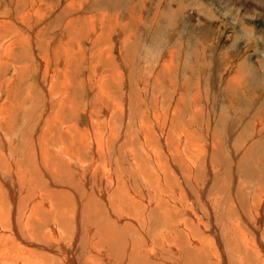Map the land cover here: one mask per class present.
I'll return each mask as SVG.
<instances>
[{
	"label": "bare ground",
	"instance_id": "bare-ground-1",
	"mask_svg": "<svg viewBox=\"0 0 264 264\" xmlns=\"http://www.w3.org/2000/svg\"><path fill=\"white\" fill-rule=\"evenodd\" d=\"M104 1L69 0L66 6L63 8L59 7V9L62 8L60 15H56V19L50 20L51 22L53 21L50 24L52 31L57 30V32L49 38V41L45 42L41 39L42 35L46 36L49 33L44 26L45 29L40 33L35 27L28 31L30 33L28 35L31 37L30 41L33 43L31 48L34 52L32 54L34 55L33 59H35L36 67L33 80L35 83L34 86L30 83L31 85L26 89L25 103L32 102L34 96L37 95V93L36 95L34 93L33 96L35 87L40 89L39 94L42 92L43 97H46L44 98L45 111H42L45 114L43 113L36 119V110H34L32 113H28L29 116L26 117L27 122L25 121V124L34 125H31V128L37 143H35V148L33 147L32 149L30 146H28V149L25 148L28 142L27 139H29L24 134L28 132L24 128L26 125L24 124V126H21L22 128L15 129L14 122L11 121L13 117L10 118L8 115L10 108L8 106L11 104L10 102L8 104L5 100L7 98L10 99L11 91L9 85L12 82H8L5 85L1 77L3 70L7 69L6 66L10 63L13 54H15L13 47L16 44H20L22 45L20 48L26 51V43L22 42V39H20L21 41L16 40L17 42H13L14 38L17 37L18 31L9 20H15V23L28 30L30 29L29 27L27 28L28 18L23 14L18 16L20 20L16 18L14 13L10 15L0 14V21H3V23H1L2 21L0 22V31L4 32H0V42L2 43V34L4 36L6 34V39H13V41H7L0 46V148L2 147L0 151V264H54L56 259L57 264H150V262L154 264H264V230L261 229L263 233H259L257 230V225L263 223V216L260 218V213L262 208L264 209V194L262 193L264 192V186L259 187L258 185L261 184L258 183L259 181L264 182V171L260 172L262 168L258 164L255 165L254 162L248 161L249 158L258 156L259 163L264 162V146L259 147V144L264 143V135L260 133V131L262 132L261 127L263 128L261 115L259 116L260 121H255L254 123L253 134L247 133L251 129V121L243 118H249V115H253V113L250 114L251 111L248 108L246 113L244 111L245 114L239 115L235 110L237 108L234 110L230 108V102L224 106L228 107L225 109L230 114L228 118H234L237 121H239V118H243V120L236 125L234 121H231L226 128V134L224 129L228 120L221 126H219L220 122L218 125L213 123L215 128L208 129L206 130L207 132L193 129L197 126L192 127V129L189 127H175L173 124L179 119L178 113L181 115L183 109H185V116L187 118L188 116L190 117L189 119L192 122L189 124L192 125L196 121L202 120L204 116L205 118L213 117L211 120L215 121L216 112L215 114L213 112L211 117L208 115L209 113L203 114L204 112L200 110L201 108L196 107L199 105L194 101L196 105L192 106L193 104H191L192 107L189 109L182 106L181 108L183 109L181 111L179 106L171 107L166 105V102L171 98H175H170V91L177 85L175 83H178L179 78L182 76L181 81H186L187 78L184 77L185 71L181 72L182 66L185 64L183 67H186L187 62L185 60L187 57H185V43L176 42L177 40L172 39L175 41L173 42L171 40L173 36L170 35L171 43L165 48L166 50H163L160 46V49L157 47L158 60L156 59L155 62L148 58L149 62L148 60L141 62L140 57H135L132 60L134 56L132 40L135 39V34L140 29L138 26L136 27L137 24L135 22H142L145 28L146 26L148 28L155 27L154 20L147 18L148 14L151 15L155 10V14L152 16L155 17L156 22L159 25L164 23L166 21L165 12L171 10V0H153L152 3L149 0L140 2L129 1L123 5L115 0L116 11L114 14L113 12H108L105 8L100 11ZM218 1L227 11L232 8V3L236 2L234 0ZM19 2L20 0H17L16 4ZM180 2L182 3L183 1ZM255 2L264 5V0H255ZM43 4L41 3V5ZM26 5L29 6L28 8L33 13L38 12L39 16L43 15V13H40L41 9L38 2V7L31 0H26L24 4L22 2V6L26 8ZM51 6L53 7L54 5ZM196 9L200 11L199 18H213V16L210 17L208 11L200 10V8ZM13 10L15 12V8ZM124 12L132 13L129 23L123 21L124 18L121 14ZM133 13L136 16H133ZM227 13L230 14L231 12L228 11ZM238 13L239 15L241 14V12ZM233 15L236 17L235 14ZM244 15L249 18L255 17L252 10H248ZM238 17L240 18V16ZM261 17L263 18L264 14H260L259 18ZM2 18H6V21ZM44 18L45 16H43L42 21ZM241 19L243 25L244 18ZM175 23L178 24V22ZM43 27L39 28L42 29ZM58 30L62 31L59 32ZM160 30H163V28H160ZM246 30L245 25L241 26L242 34L246 35L250 40V38L254 37V31L249 29L247 32ZM141 35L146 36V33L141 32ZM74 37L78 40L77 52L73 51V47L70 45L75 43L72 42ZM114 37L120 38V47H117V44L112 47L113 43L111 44V41H113ZM22 38L26 39L23 36ZM64 38L65 41L63 40ZM83 40L90 48L95 47L97 52H94L96 50L91 48L92 53L91 50H88L89 47L88 49H83L81 47ZM108 41H110L109 45ZM232 41V46L235 42L238 43V39H232ZM250 41L252 42V40ZM258 41L264 42V39L258 38ZM144 42H148L146 38ZM172 42L177 45H173ZM44 43L45 46L43 45ZM102 45H108V47H102L101 49ZM261 50L264 53V48H261ZM257 51H260V49ZM116 52L118 56L114 55ZM86 53L87 56H85ZM98 54L105 69L95 67L98 65V60H100H97ZM75 55L77 58H75ZM228 56L229 53H226L225 57L227 58ZM230 61L232 60L228 57L227 64ZM95 62L96 65L92 66V68L98 69L100 75L97 81H92L90 74L88 76V70L91 68H86L84 65L85 63L92 65ZM218 62L220 61H217V64ZM27 66L13 67L22 74L19 76L24 77L29 69ZM258 66H262L261 61L258 62ZM215 70L219 72L220 69L217 71L216 68ZM80 71H82L81 76L84 82H80L78 85L76 82L73 86L72 79ZM141 71L143 72L141 75H148L149 84H143V80L140 78ZM239 73L245 76L244 65L238 66L237 74L239 76L236 81H234L235 79L232 80V77H230L231 81H226L225 88L229 91L226 92L227 95L229 93L233 94L232 96L229 95V97H237L240 93H244L242 86L240 88V84L243 79H247V76L242 77ZM95 74L96 76L98 75L96 72ZM12 75H14L13 71ZM221 81L223 82V80ZM249 82L252 83L254 88L259 85L256 76L250 77ZM130 83L133 85H131L130 90L132 92L130 91V96L128 97L125 93L120 96L119 93L122 92L120 90L125 89ZM200 84L203 87V83ZM247 85L249 86V83ZM77 86H80V91L85 90L83 108L77 105L78 101L75 98ZM144 86L150 91L148 89V91H145ZM251 88L253 87L251 86ZM92 89H95L96 92L92 93ZM144 92L150 93L149 96H152L150 103H153L149 104L148 102L149 105L145 109L149 111L147 117L141 115L140 118L135 120L134 118L139 116V113L136 112L140 110L138 107L141 108L143 105L142 93L144 94ZM15 93H17V90H15ZM194 95H192L193 97L190 95V97L198 99L196 96H200V94L196 95L195 92ZM179 96V103L185 104L187 102L186 94ZM37 97L38 95L33 100L35 102L33 105H36L34 106L36 107L35 109L41 108ZM144 97L146 98V96ZM3 98L5 99L4 101H2ZM256 100H258V97L253 100V103ZM171 102L172 100L169 104ZM243 103L244 100L242 99L240 104ZM253 103L252 105L257 112H264L263 107H260V105L256 107ZM32 109L34 108L32 107ZM142 111L143 108H141V113ZM236 129L239 131L238 134L235 131ZM213 130H217V133H222L221 136L219 134L212 136L211 132ZM202 135L207 136V143L205 140H203V144L201 143ZM216 136L217 138L215 139ZM10 137L12 139H9ZM210 137L212 139L214 137V139L209 145ZM258 138L261 142H254L258 144L250 147L241 148L236 145L238 141L250 142ZM14 141L17 143L15 149L19 148L20 150L16 155H14L15 151L11 153L9 150V145L13 144ZM233 142H236V144ZM11 146V149L14 148L13 145ZM23 148L27 150L28 155L38 156H34L40 160L38 161L39 163L35 162V164H39L43 172V178L46 179V184L51 187V185L58 186V183H62L76 193L75 202L78 206L76 207L74 203L76 210L75 214L72 215L65 209L66 206L61 208V204L64 205V203L59 201L61 196L67 197L69 195L65 196V193L54 188L52 191H50L51 189L47 191L45 190L46 185L42 186L43 189L40 191L43 192L44 190L43 196L46 194L49 200H46L48 202L45 204H50L48 206V208L50 207V213L47 215L54 220L46 231H44V228L49 222L48 217L39 216L41 201L45 202L42 194L37 193V199L34 200L36 203H31L35 207L31 209L28 207L30 210L27 211L26 207L20 203L22 201H17L18 196L20 194L23 195L26 190H19L22 188L18 187V182L22 183L23 179L16 180L18 177L16 179L12 178V173L17 170L18 172L26 171L23 170L24 162H16L18 158L15 157L19 155L21 159L23 158L22 161L29 160L24 159L26 155H23L24 151H21ZM241 149L245 150L242 157H240ZM86 157H92L93 165L88 163L91 167L86 163ZM100 158H103L104 166H107L105 167L107 169H104L105 171H102L101 168V170L95 168L97 162H102ZM30 160L33 161V159ZM11 164L14 166L12 167ZM100 164L103 165V163ZM230 164H234V167L238 170L237 173L235 172L236 174L231 178L227 176L228 173L220 175V169L228 168ZM28 165V168H30V164ZM35 166L34 170L31 169V171L29 169L31 171L29 175L33 177L34 175L31 173L37 172L39 168ZM218 168L219 171H217ZM226 168L225 170H227ZM13 174L15 175L16 173ZM25 174L24 176L27 177L28 174ZM31 176L28 179H31V182H37ZM71 176L73 177L70 178ZM39 177L42 181L41 176ZM82 185L88 186V193H83ZM73 186L83 193L82 196L74 190ZM35 187L38 186L35 185ZM6 188L8 191L4 190ZM207 188L210 191L208 193H206ZM31 189L32 186L30 190L27 188L28 192ZM213 192L214 195L211 197L210 194ZM86 195H89L88 198L93 199L95 203L96 201L100 203L101 206L99 207L101 208H97V211H100L98 209L102 211L103 208L104 214L109 211L114 214L116 218L113 223L112 233L103 235L102 232L97 233L98 230L90 229L89 233L87 229H83L87 230L89 234L86 237H81V231L83 230L79 227L81 223V226H85V224L83 225L79 215L81 212L82 216L84 213L82 210L87 207L84 209L80 205V199H84ZM38 198H42L41 201H38ZM100 201H103V203L106 201L107 203L103 205ZM104 207L107 208L105 209ZM228 210L233 212L237 210L239 212V215L236 214L239 218L236 220L237 225H232L233 222H229V228L225 222L227 220L223 218L227 215L226 211ZM227 216L231 217L230 214ZM45 217H47L46 220ZM70 219L75 220L76 223L72 224H75L76 231L75 228H73L74 231L69 230L68 222H70ZM92 224L91 227L93 226ZM121 224L124 226L121 227ZM87 225L89 226L88 223ZM88 226L87 228L89 229ZM261 226L259 227L263 228V224ZM109 227L111 226L109 225ZM119 230L120 233H118ZM235 230L239 232L234 233L236 232ZM108 231L111 230L108 229ZM233 235L236 237H233ZM67 240H71L72 244H69L70 241L67 242ZM33 246L36 249L32 248ZM38 250L42 252L48 251V254L36 252ZM76 252L77 254L79 253L78 256L74 255Z\"/></svg>",
	"mask_w": 264,
	"mask_h": 264
},
{
	"label": "rangeland",
	"instance_id": "rangeland-1",
	"mask_svg": "<svg viewBox=\"0 0 264 264\" xmlns=\"http://www.w3.org/2000/svg\"><path fill=\"white\" fill-rule=\"evenodd\" d=\"M10 1H12V3H10ZM49 1H52V2H54V3H52V2H50L49 3ZM65 1V2H64ZM117 2H119V4H126V3H128L129 1H136V2H140V1H142V0H116ZM151 3L153 2V0H149ZM180 1H183L182 3L180 2ZM216 3H215V2ZM234 1H236V2H233L232 4V8L230 9V10H228L229 12H231L230 14L229 13H227L228 11H227V9H225V8H223V5H221V3L218 1V0H171V5H170V8H171V10L170 11H166L165 12V18H166V21L164 22V23H160V25H159V23H157L156 22V20H155V17H153L154 16V14H155V10L152 12V14L150 15V14H148V17L147 18H149V19H153L154 20V22H155V27H151V28H148V26H146V28L144 27V24L142 23V22H135L137 25H136V27L138 26L140 29L138 30V32L135 34V39H133L132 41V43H133V54H134V56L132 57V60H134L135 59V57L137 58H141L140 59V61L141 62H146L148 59H152V61L153 62H155V60L157 59L158 60V48H159V46H160V48H163V50H166L165 48H167V46H168V44H170L171 42H170V35H172L173 37L171 38V40L173 39V40H177L176 42H183V43H185L186 45H185V47L186 48H184V49H186L185 50V60H187V62H186V67H183L182 66V70H181V72H183V71H185L184 73H185V75H184V77H187L186 78V81L185 80H183V81H181V79H182V77H180L179 78V82L177 83H175V84H177V85H175L176 87H174V88H172L173 90L172 91H170V98L171 97H175L176 98V100H175V98H171L168 102H166L167 104L166 105H168V106H171V107H175V106H179L180 107V111L183 109V108H181L182 106L184 107V108H186V109H189L190 107H192V106H194V105H196V104H194V102H197V105H199V106H196V107H198L201 111H203L202 113L203 114H207V113H209L208 115L211 117V116H213V112H214V114H215V112H216V115L214 116L215 117V121H212L211 119H213V117L212 118H205V116H204V118H202V120H199V121H196L195 122V124H189V123H191L192 121H190V117L188 116V118L185 116V109H183L181 112H182V114L180 115L179 113H178V118L179 119H177V121L176 122H174V126L175 127H189L190 129H192V127H195V126H197L196 128H193V129H197V130H199L200 129V131L201 130H204L205 132H207L206 130H208V129H214L215 127H213V125L215 124V125H218L219 124V122H220V124H219V126H221V125H224V123L226 122V120H228L226 123H225V134H226V128H227V126L229 125V123L231 122V121H234L235 122V125L239 122V121H241V120H243V118H244V120H247V121H251L250 122V124H251V126H250V130L249 131H247V133H251V134H253V132H254V130L252 129L253 128V126H254V123H255V121H260V115H261V124L263 125V128H264V112L263 113H260L259 111L257 112V110H255L254 109V107H253V105H252V103H253V100L254 99H256V97H258V100H256V101H254L255 103H253L254 105H256V107H259V105H260V107H263L264 108V53L262 52V50H261V48H264V42L263 41H258V38H261V39H264V17L262 18H259V15L260 14H264V5H262L261 3L259 4V3H256L255 2V0H234ZM247 1V2H246ZM15 2V3H14ZM16 2H17V0H15V1H13V0H0V14H8V15H10V14H15V16H16V18L17 19H19L20 20V17H18V16H21L22 14L23 15H25L27 18H28V24H27V28L29 27L30 29H24V27L23 26H21L20 24H18V23H15V20H9L10 22H12L14 25H15V28L17 29V31H18V34H17V37H15L14 38V41H13V39L11 40L10 38H8V39H6V34H5V36H4V34H2V43H6L7 41H13L14 43H15V41L16 40H19V41H21L20 39H22V42H24V43H26V45H25V50L26 51H24V49H22V48H20V46H22V45H18V44H16L14 47H13V50H14V53L15 54H13V57L10 59V63H11V65H10V63L6 66V68L7 69H4L3 70V72H5V73H3L2 72V75H1V77H2V79H3V81L5 82V85H6V83L8 84V82L9 83H11L12 82V84H10L9 86V89H10V91H11V95H10V99H8L7 98V100H5L4 98L2 99V101H6L8 104H9V102H10V106H8V107H10L9 108V112H8V115L10 116V118L11 117H13L12 118V122H14V127H15V129H17V128H19V127H21V126H24V124H25V121L27 122V116H29V114L28 113H32V112H34V110H36L35 111V115H36V119L38 118V117H40L44 112H42V111H45L44 110V98H46V97H43L44 95H42V92L39 94V88H36L35 87V91L33 90V96H34V93H35V95H36V93H37V95H38V99H39V101H40V103H38L40 106H41V108L39 107L38 109H35L36 107H34V106H36V105H33V104H35V102L33 101V100H35V98H36V96H34V99L32 100V102H27V103H25V97L27 96V93H26V89H28V87L32 84L33 86H34V76H35V74H34V70H35V65H36V62H35V59H33L34 58V55L32 54V52H33V50H32V44L33 43H31V37L29 36L30 35V33L28 32V31H30V30H32L33 28L32 27H35V28H37L38 29V33H40L43 29H47L48 31H49V33L48 34H46V36H41V39H43L45 42L46 41H49V38H51L54 34H55V32H57V30L56 31H52V27L50 26V24L51 23H53V21L51 22L50 20L51 19H56V15H60V13H61V11H62V8L64 7V6H66V4H68L69 3V0H44V1H40L43 5H41V3L38 1V0H31V2H35L36 3V7H38L37 6V2H38V4L40 5V9H41V11H40V13H43V15H40L41 16V18H39L40 16L36 13V12H34L33 13V11L32 10H30V8H28L29 6L28 5H26V8L24 7V6H22V2H23V4L26 2V0H20V2L19 3H17L16 4ZM28 2V1H27ZM59 2V3H58ZM61 2H62V4H61ZM180 2V3H179ZM203 2V3H202ZM260 2H262V1H260ZM237 3V4H236ZM246 3H248V4H246ZM9 4H10V6H9ZM17 5V7H16V5ZM63 5V6H60V5ZM115 0H105L104 1V4L102 5V7H101V9H100V11H102V9L103 8H105L106 10H108V12H110V13H112L113 12V14H114V12L116 11V6H115ZM263 4H264V2H263ZM51 5H54L53 7L51 6ZM207 5V6H206ZM214 7H213V6ZM48 6H50V7H48ZM239 6V7H238ZM249 6V7H248ZM59 7H62V8H60L59 9ZM177 7H179V8H177ZM15 8V12H14V9ZM18 8V9H17ZM25 8V9H24ZM196 8H200V10H206V11H208V13H210V17L211 16H213V18L211 17L210 19H207V18H205V17H202V18H199L198 17V15L200 14V11H197V9ZM25 10V12H23L24 10ZM48 9V10H47ZM176 9V10H175ZM193 9H195V10H193ZM216 9V10H215ZM22 10V11H21ZM55 10V11H54ZM173 10V11H172ZM237 10V11H236ZM248 10H252L253 11V16H255V17H248V16H246V15H244V13L245 12H247ZM32 11V12H31ZM176 11V12H175ZM188 11V12H187ZM212 11H214V12H212ZM235 12V13H234ZM238 12H241V14L239 15V13ZM97 13H99V12H97ZM129 13V14H128ZM20 14V15H19ZM170 14V15H169ZM196 14V15H195ZM233 14H235L236 15V17H234V15ZM121 15H123V18H124V20L123 21H127L128 23H129V21L131 20V18H132V13L131 12H124L123 14H121ZM130 15V16H129ZM153 15V16H152ZM178 15V16H177ZM240 16V18L238 17V16ZM1 16V15H0ZM43 16H45V18L43 19V21H42V18H43ZM89 16V15H88ZM133 16H136V14L135 13H133ZM197 16V17H196ZM38 17V18H37ZM91 17V16H90ZM169 17H171V18H169ZM175 17V18H174ZM33 18V19H32ZM197 18V19H196ZM241 18H244V20H243V25H245V28L247 29L246 31L248 32L249 31V29H252L254 32H253V35H254V37L253 38H250V40H252V42L249 40V38L248 37H246V35H244V34H242V32H241V26H243L242 25V19ZM2 19H5V21H6V18H2ZM31 19V20H30ZM18 20V21H19ZM30 20V21H29ZM37 20V21H36ZM38 20H40V21H38ZM172 20V21H171ZM178 20V21H177ZM241 20V21H240ZM2 21V20H1ZM0 21V22H1ZM35 21V23H33ZM42 21V22H41ZM152 21V20H151ZM174 21V22H173ZM37 22H39V23H37ZM41 22V23H40ZM50 22V23H49ZM120 22H122V21H120ZM166 22H168V23H166ZM171 22H173V23H175V22H178V24H173V23H171ZM1 23H3V21L1 22ZM32 23V24H31ZM49 23V24H48ZM61 23V22H60ZM166 23V24H165ZM162 24V25H161ZM168 24V25H167ZM172 24V25H171ZM37 25V26H36ZM41 25V26H40ZM164 25V26H163ZM176 26V27H174V26ZM45 28H44V27ZM61 26H62V23H61ZM134 26V25H133ZM142 26V27H141ZM154 26V25H153ZM173 26V27H172ZM19 27V28H18ZM41 27H43L42 29H40ZM32 28V29H31ZM160 28L162 29L163 28V30H160ZM165 28V29H164ZM170 30H169V29ZM22 30H23V32H22ZM65 30V29H64ZM20 31V32H19ZM27 31V32H26ZM59 32L60 31H62V30H58ZM145 31V32H144ZM1 33H4L3 31H0ZM52 32V33H51ZM141 32H143V33H146V36H142L141 35ZM21 36H20V35ZM29 34V35H28ZM116 34V33H115ZM1 35V34H0ZM150 35V36H149ZM152 35V36H151ZM4 36V37H3ZM22 36L23 37H26V39L25 38H22ZM29 36V37H28ZM139 36V37H138ZM175 36V37H174ZM8 37V36H7ZM6 40H5V39ZM17 38V39H16ZM116 38V39H115ZM146 38V40L148 41V42H144V39ZM163 38V39H162ZM178 38V39H177ZM3 39H4V41H3ZM231 39V40H230ZM232 39H238V43H234V45L232 46ZM27 42H26V41ZM33 40V39H32ZM64 41H65V38L63 39ZM172 40V41H173ZM85 40H83L82 41V43H81V47L83 48V49H88V44L87 43H85L84 42ZM17 42V41H16ZM72 42H75V43H72V44H70V45H72V47H73V51H75V52H77L78 51V44H77V42H78V40H77V38L76 37H74L73 38V40H72ZM87 42V41H86ZM143 42V43H142ZM173 42H175V41H173ZM172 42V43H173ZM263 42V43H262ZM1 43V42H0ZM2 43L0 44V46L2 45ZM31 45H30V44ZM113 43V46L112 47H114L116 44V46L117 47H120L121 46V44H120V38H118V37H114L113 38V41H111V44ZM182 43V44H183ZM255 43V44H254ZM29 44V45H28ZM77 44V45H76ZM110 44V41H108V45ZM157 44H159V45H157ZM37 45V44H36ZM44 46H45V43L43 44ZM108 45H102L101 46V49H102V47H108ZM173 45H177L176 43H173ZM184 45V44H183ZM231 45V46H230ZM19 46V47H18ZM86 47V48H85ZM99 47V46H98ZM97 47V48H98ZM158 47V48H157ZM225 47H226V49H225ZM92 48V50H96V48L95 47H91ZM91 48L89 47V49L88 50H91ZM100 48V47H99ZM98 48V49H99ZM103 48V49H104ZM159 48V49H160ZM141 49V50H140ZM173 49H174V47H173ZM172 49V50H173ZM258 49H260V51H257ZM92 50H91V52H92ZM171 50V51H172ZM18 51V52H17ZM20 52V53H19ZM94 52H97V50L96 51H94ZM187 52V53H186ZM246 52V53H245ZM18 53H19V55H18ZM23 53H25V54H23ZM29 53V54H28ZM34 53V52H33ZM88 53V52H87ZM87 53H86V55L85 56H87ZM93 53V52H92ZM137 53V54H136ZM226 53H229V58L232 60V61H230V63L229 64H227L228 62H227V59H228V57L226 58L225 57V54ZM28 54V55H27ZM139 54V55H138ZM197 54V56H195ZM18 55V56H17ZM33 55V56H32ZM96 55H97V53H96ZM115 56H118V54H117V52L114 54ZM152 55V56H151ZM156 55V56H155ZM22 56H24V57H22ZM76 56V55H75ZM89 57V56H88ZM197 57V58H196ZM15 58V59H14ZM21 58H23V59H21ZM75 58H77V56L75 57ZM148 58V59H147ZM217 58H218V60H217ZM21 59V60H20ZM24 59H26V60H24ZM98 59H100V60H98ZM15 60H17V61H15ZM23 60V61H22ZM97 60L99 61V62H97L98 63V65H102V66H95L96 65V62H95V64L94 63H92V65H89V63L87 64V63H85V67L86 68H91L90 70H88V76H89V74H90V76H91V79H92V81H97V79H98V77H99V75H100V73L98 72V69H105V68H103V63H101V61H102V59L101 58H99V54H98V58H97ZM189 60V61H188ZM198 60V61H197ZM217 61H220V62H218V64H217ZM259 61H261L262 62V66H258V62ZM148 62H149V60H148ZM206 62H208V63H206ZM84 63V62H83ZM22 64V65H21ZM28 66H27V65ZM82 64V63H81ZM216 64V65H215ZM223 64V65H222ZM226 64H227V66H226ZM88 67H87V66ZM218 65H219V67H218ZM221 65H222V67H221ZM242 65H244L245 66V70H246V73H245V76L244 75H242V74H240L242 77H246L247 76V79H243L242 80V82H241V84H240V88H241V86H242V89L244 90L243 92L244 93H240L237 97L236 96H233V97H229V95L230 96H232L233 94H231V93H229L228 95H227V93L226 92H229V91H227V89L225 88V84H226V81L227 82H229V81H231V79L232 80H234V81H236V79H237V77L239 76L238 74H237V69H238V66H242ZM13 66H20V67H25V66H27L29 69L26 71V76H19L21 73L19 72V70H17V69H14V67ZM91 66V67H90ZM92 66H95L96 68L98 67V69L96 70L95 68H92ZM195 66V67H194ZM10 67V68H9ZM81 67V66H80ZM99 67H101V68H99ZM190 67V68H189ZM9 68V69H8ZM217 68V71H218V69H220L219 70V72L220 71H222L221 73H219V72H216V69ZM14 69V70H13ZM73 69H75V68H73ZM79 69V68H78ZM185 69V70H184ZM80 70V69H79ZM79 70H78V72H79ZM254 70H255V73H254ZM12 71H13V74L14 75H12ZM17 71V72H16ZM30 71V72H29ZM71 71V70H70ZM81 72L82 71H80V73H77V75L75 76V78L74 79H72V85L74 86L75 85V83L78 85V83H80V82H84L83 80V77L81 76ZM95 72L98 74L97 76H96V74H95ZM7 73V74H6ZM16 73H19V74H17L16 75ZM28 73V74H27ZM199 73V74H198ZM141 74H143V72L141 71L140 72V75ZM224 74H226L225 76H224ZM16 75V76H15ZM22 75V74H21ZM193 75V76H192ZM252 75V76H251ZM201 76V77H200ZM224 76V77H223ZM229 76V77H228ZM240 76V77H241ZM254 77V76H256V78H257V80L259 81V85L257 86V87H255L254 88V86L252 85V83L251 82H249V78L250 77ZM28 77V78H27ZM191 77V78H190ZM226 77H228V78H226ZM230 77H232L231 79H230ZM249 77V78H248ZM140 78L143 80V84L145 85V84H149V81H148V75L146 74V75H141L140 76ZM193 78V79H192ZM224 78V79H223ZM11 79V80H10ZM189 79V80H188ZM227 79H229V80H227ZM262 79V80H261ZM18 80V81H17ZM20 80V81H19ZM62 80V79H61ZM221 80H223V82L221 81ZM225 80V81H224ZM7 81V82H6ZM29 81V82H28ZM191 81V82H190ZM201 81V82H200ZM246 81V82H245ZM248 81V82H247ZM136 82V84H138L137 83V81H135ZM146 82V83H145ZM190 82V83H189ZM192 82H193V84H192ZM199 82V83H198ZM244 82V83H243ZM14 83V84H13ZM29 83V84H28ZM31 83V84H30ZM197 83V84H196ZM200 83H203V87H202V84H200ZM243 83V84H242ZM249 83V86L247 85ZM251 83V84H250ZM16 84V85H15ZM95 84V83H94ZM188 84H190V85H188ZM12 85V86H11ZM131 83L127 86V87H125V89H123V90H120V92L121 93H119V95L120 96H122L124 93L129 97L130 96V93L132 92L130 89H131ZM222 85V86H221ZM27 86V87H26ZM133 86V85H132ZM191 86V87H190ZM201 86V87H200ZM251 86L253 87V88H251ZM79 87L80 86H77V91H76V100L78 101H76L77 102V105L78 106H80L81 108H83V106H84V93H85V90H81L80 91V89H79ZM145 87V91H148L149 89L146 87V86H144ZM245 87V88H244ZM198 88H200V90H198ZM204 88V89H203ZM38 89V90H37ZM79 89V90H78ZM148 89V90H147ZM177 89V90H176ZM180 89H182V90H180ZM198 91H197V90ZM15 90H17V93H15ZM20 91V92H19ZM22 91V92H21ZM23 91H25V93H23ZM131 91V92H130ZM150 91V90H149ZM175 91H176V93H175ZM261 91H263V92H261ZM5 92V91H4ZM13 92V93H12ZM91 92L92 93H95L96 91H95V89H92L91 90ZM173 94H172V93ZM189 92V93H188ZM193 92V93H192ZM194 92H195V94L196 95H199L200 94V96H196V97H198V99H195V98H192L193 96H195L194 95ZM245 93H247V94H245ZM17 94V95H16ZM18 94H20V95H18ZM25 94H26V96H25ZM146 94V95H145ZM149 92H147V93H145L144 92V94L142 93V99H143V105H142V107L141 108H143V111H142V113H141V108L140 107H138V109H140L139 111L137 110L136 112L137 113H139V116L137 117H135L134 119L136 120V119H138V118H140L141 117V115H145L146 117L149 115L148 113H149V111H147V110H145V109H147V105H149V104H152V103H150V101H151V99L150 98H152V96H149ZM175 94V95H174ZM178 94V95H177ZM181 94H186V96L188 97H186V101L187 102H185V104H182V103H179V98H180V96L179 95H181ZM252 94V95H251ZM16 95V96H15ZM94 95V94H93ZM93 95H92V97H93ZM190 95L192 96V97H190ZM22 96V97H21ZM144 96H146V98L144 97ZM240 96V97H239ZM256 96V97H255ZM262 96V97H261ZM190 97V98H189ZM200 97V98H199ZM13 98H15L14 100H13ZM19 98H20V100H19ZM22 98H24V99H22ZM235 98V99H234ZM241 98V99H240ZM245 98V99H244ZM23 101H22V100ZM188 99V100H187ZM193 99V100H192ZM244 100V105L243 104H240V102H241V100ZM251 99V100H250ZM15 100H16V102H15ZM146 100V101H145ZM172 100V102H171V104H169L170 103V101ZM191 100H192V103H191ZM196 100V101H195ZM201 100V101H200ZM17 101H18V103H17ZM21 101V102H20ZM194 101V102H193ZM199 101V102H198ZM259 101V102H258ZM83 102V103H82ZM148 102H149V104H148ZM175 102V103H174ZM230 102V108H232L233 110L235 109V108H237V109H235L236 110V113L237 114H245L247 111V109L249 108L250 109V111H251V113L250 114H252L253 113V115H249L250 117V119L249 118H246V117H243V115H242V117L243 118H239V121H237V120H235L234 118H228L229 116H230V114H228L229 112L228 111H226L225 109H227L228 107H224L226 104H228ZM17 103V104H16ZM25 103V104H24ZM79 103V104H78ZM15 105V106H13V105ZM189 104V105H188ZM191 104H193L192 106H191ZM218 104V105H217ZM38 105V106H39ZM246 105H249V106H246ZM19 106V107H18ZM251 106V107H250ZM14 107V108H13ZM21 107V108H20ZM32 107L34 108V109H32ZM222 107H224V108H222ZM238 107H240L239 109H238ZM19 108V109H18ZM207 108H209V109H207ZM219 108V109H218ZM241 109V110H240ZM258 109V108H257ZM20 110V111H19ZM229 110V109H228ZM253 110H255L256 112H257V117L255 118V116H254V114L256 113L255 111L253 112ZM11 111V112H10ZM19 111V112H18ZM184 111V112H183ZM224 111V112H223ZM243 111V112H242ZM244 111H245V113H244ZM18 113V114H17ZM258 113H259V115H258ZM45 114V113H44ZM224 114V115H223ZM26 115V116H25ZM31 115V114H30ZM34 114H33V116H35ZM228 115V116H227ZM20 116V117H19ZM32 116V117H33ZM44 116V115H43ZM254 116V117H253ZM34 118V117H33ZM182 119V120H181ZM188 119H189V121H188ZM207 119V120H206ZM254 119V120H253ZM258 119V120H257ZM21 120H24V121H21ZM150 120V119H149ZM37 121V120H36ZM237 121V122H236ZM263 122V123H262ZM23 123V124H22ZM31 123H33V122H31ZM214 123V124H213ZM249 123V122H248ZM188 124V125H187ZM227 124V125H226ZM20 125V126H19ZM26 125V124H25ZM34 126L33 124H28V125H26L24 128H26L27 130H28V132H26V133H24L26 136L25 137H28L29 139H27V143H26V145L27 146H25V148H29L28 146H30L31 147V149L34 147L35 148V143H37L36 142V139H35V135L32 133L33 131H32V126ZM214 125V126H215ZM201 126H202V128H201ZM205 126V127H204ZM27 127H29V128H27ZM218 127V126H217ZM22 128V127H21ZM263 128L261 127V130H262V132L260 131V133L262 134V135H264V130H263ZM217 130H213L211 133H212V136H214L215 134L216 135H220L221 136V134L220 133H217L216 132ZM235 131H237V134L239 133V131L236 129ZM209 132V131H208ZM220 132V131H219ZM200 134V133H199ZM217 138V136L215 137V139ZM9 139H12V137H10ZM210 139H211V141H208V144L210 145L211 144V142H213V139H214V137H213V139L210 137ZM30 140V141H29ZM35 140V141H34ZM203 140H205V142L207 143V141L206 140H208L207 139V136H203L202 135V139H200V141H202L201 143L203 144ZM11 141V140H10ZM30 142V143H29ZM204 142V143H205ZM251 142V143H250ZM250 142H248V141H238V144H236V142H233L234 144H236V145H238V147H241V148H245V147H247V146H252V145H254V144H258V143H254V142H261L260 140H259V138L258 139H255V141H250ZM15 143V144H14ZM14 143L13 144H11V145H13V147L14 148H12L11 149V145H9L10 147H9V150H10V152L12 153V151L14 152V155H16L17 154V152H19L20 150H19V148L18 147H16V148H18V149H15V146L17 145V143L14 141ZM200 143V144H201ZM244 143H245V145H244ZM247 143V144H246ZM262 146H264V143L263 144H259V147H262ZM25 148H23L21 151H24L23 153V155H26V157H24L23 155V157H24V159H33V161L32 160H24V161H22V159L19 157V155L18 156H15V157H17L18 159H16V162H24V164H23V170H26V171H23V172H18V170L17 171H15V172H13V173H16L17 174V176H16V174L14 175L13 173H12V178H17L16 180H18V179H23V182L22 183H19L18 182V187L20 186L22 189H19L20 191L21 190H26L27 191V193H26V191H25V193H23V195H19L18 196V202H20V201H22V202H20L21 204H23V206H25L26 207V211L27 210H30L31 208H34L35 207V205H31V203L32 202H34V200L35 199H37L36 198V195H37V193H40V194H42V198H44V200H45V202L43 203V200L41 201V199L42 198H38L39 200L38 201H41V208H40V211L42 212H40L39 213V216H42V217H44V216H47L48 217V213H50L49 212V210H50V207L48 208V206H50V204L48 205H46L45 203H47L49 200H48V198H47V196H46V194H44V196H43V192H44V190H43V192H41L42 190L41 189H43V187L46 185V186H48V187H46L45 186V190H47V191H49V189H51L50 191H52L53 190V188L55 189V190H58V191H61V192H63V193H65V196H67V195H69V196H67V197H60L59 198V201H61L62 203H64V205L63 204H61V208H64V206H66V208L65 209H67L68 210V212L70 213V214H72V215H74L75 214V208L78 206L77 204H76V199H75V194L76 193H74L73 191H71V188H69V187H67L66 185L64 186L62 183H58V186L57 185H51V187H50V185H48V184H46V182H45V178H43V172H42V170L40 169V167H39V164H35V162H38V161H40L39 160V158H37L36 159V157H38V156H36V155H34V156H36V157H34V156H31V155H28L27 154V150H25ZM1 149H2V147L0 148V151H1ZM3 151V150H2ZM32 151V150H31ZM35 152V151H34ZM212 152V151H211ZM22 153V152H21ZM36 153V152H35ZM34 153V154H35ZM244 153H245V150H243V149H241V152H240V157H242L243 155H244ZM255 155H256V153H255ZM257 156V155H256ZM29 157H31V158H29ZM35 158V161H34V158ZM258 157V156H257ZM257 157H251V158H249L248 159V161H251V163L252 162H254V164L255 165H257L258 164V166H260L262 169H260V172L261 171H264V162L263 163H259V161H258V159H257ZM253 158V159H252ZM101 159V158H100ZM256 159V160H255ZM29 161V162H28ZM101 161L102 162H100V163H103V165L102 164H100L99 162H97L96 164H97V166H95V168H98V170L101 168L102 169V171H105L104 169H107V168H105V167H107V166H104V164H105V162H104V160H103V158L101 159ZM232 161H233V159H232ZM247 161V162H248ZM39 163V162H38ZM86 163L88 164V163H92V165H93V161H92V157H89V158H87L86 157ZM98 163H99V165H98ZM234 163V162H233ZM28 164H30V168H28L29 167V165ZM38 165V166H35V165ZM96 164H94V165H96ZM11 166L13 167L14 165L13 164H11ZM25 166H27V167H25ZM34 166L35 167H39L37 170V172L35 171L34 173H31V174H33L34 175V177L33 176H31V175H29L30 174V172L32 171L31 169H33L34 170ZM88 166L89 167H91V165L90 164H88ZM99 166V167H98ZM27 168V169H26ZM225 168L226 167H224V168H222V169H220V171H219V168L217 169V171H219V173H220V175H223V173H228L227 174V176L229 177V178H231L234 174H236L237 173V168L236 167H234V164L232 165V164H230V166L228 167V168H226L227 170H225ZM233 168V169H232ZM31 171H30V170ZM100 169V170H101ZM16 170V169H15ZM240 170V169H239ZM41 171V172H40ZM241 171V170H240ZM236 172V173H235ZM20 175H22V176H20ZM23 173V174H22ZM24 173H26L25 175H27V177L26 176H24ZM29 176H31L34 180H37V182L36 181H32L31 182V179H28V178H30ZM36 176H38V177H36ZM39 176H41V179H42V181L40 180V177ZM256 176H258V175H256ZM73 176H71L70 178H72ZM26 178V179H25ZM32 179V180H33ZM257 179H258V181H259V178L257 177ZM27 180H29V181H27ZM44 181V182H43ZM249 181V180H248ZM34 182V183H33ZM211 183V182H210ZM19 184H21V185H19ZM42 184V185H41ZM45 184V185H44ZM258 184H261V185H258L259 187H262V186H264V182L262 183V182H260L259 181V183ZM35 185H37L38 187H35ZM213 185V184H212ZM31 186H32V189H31V191H29V192H31V193H29L28 192V190H27V188L30 190V188H31ZM43 186V187H42ZM54 186V187H53ZM250 186H252V185H250ZM26 187V188H25ZM25 188V189H24ZM37 188V189H36ZM38 188H39V190H38ZM73 188H74V190L77 192V193H79V195H81L82 196V194L84 193V194H86V193H88L89 191H88V186H83L82 185V189H84V190H86V191H84L83 190V193L81 192V191H79L78 190V188H75L74 186H73ZM4 190H6V191H8V189L6 188V189H4ZM41 190V191H40ZM206 190V189H205ZM37 191V192H36ZM207 192L206 193H208V192H210L209 191V189L207 188V190H206ZM33 192H35V194H33ZM260 193V192H259ZM263 194H264V192H262ZM261 194V193H260ZM28 195V197H26ZM29 195H30V197H29ZM214 195V192L212 193V194H210V196L212 197ZM21 196V197H20ZM88 196L89 195H86L85 196V198L84 199H80L81 200V203H80V205H82V207L85 209V207H87L85 210H82L84 213L82 214V216H81V212H80V217H81V220H82V222H83V225L85 224V226H81L82 225V223L80 224V227L79 228H82V230L83 229H87L88 231H89V233H90V231L91 230H98V232L97 233H103V235H108L109 233H112V229H113V223H114V221H115V218L116 217H114V214H111V212L109 211L108 213L106 212L105 214H104V211H103V208H102V211H101V209H98V210H100V211H97L96 209L97 208H101V207H99V206H101L100 205V203L98 202V201H96V203H95V201L92 199H89L88 198ZM20 197V198H19ZM64 198V199H63ZM82 198V197H81ZM46 200H48V201H46ZM63 200V201H62ZM87 202H86V201ZM90 200V201H89ZM25 203H24V202ZM93 202V203H92ZM101 202V201H100ZM19 203V204H20ZM34 203H36V202H34ZM74 203L76 204V207H74ZM95 203V204H94ZM103 203V201L101 202V204ZM107 202L106 201H104V203H103V205H105ZM28 204V206H26ZM86 204V205H85ZM88 204H90V205H88ZM85 205V206H84ZM103 205H102V207H103ZM28 207L30 208V209H28ZM108 207V206H107ZM106 207V208H107ZM105 208V207H104ZM105 208V209H106ZM48 209V210H47ZM70 209V210H69ZM91 209H92V211H91ZM95 209V210H94ZM43 210V211H42ZM94 210V211H93ZM264 209L262 208V212L260 213L261 215H260V218H262V216H263V218H262V222L263 223H261V225L263 224V228H260L259 226H261L260 224H258L257 225V230H258V232L259 233H263V231L262 230H264ZM46 212V213H45ZM91 212H92V214H91ZM94 212V213H93ZM95 212H97V213H95ZM99 213H100V215H99ZM115 213V212H114ZM226 213H227V215L228 214H230L231 215V217L229 218L227 215L225 216V217H223L224 219H226L227 221H225L226 223H227V225H228V228H229V222L230 223H232V225L234 224L235 226L237 225V222H236V220L237 219H239L238 217H237V215L236 214H238L239 212H237V210H235L234 212L231 210H228V211H226ZM46 214V215H45ZM93 214H94V216H93ZM96 215V216H95ZM101 217L100 219H99V217ZM106 215V216H105ZM239 215V214H238ZM87 216V217H86ZM104 216V217H103ZM47 217H45V220L47 219ZM82 217H83V219H82ZM74 218V217H73ZM96 218V219H95ZM109 218V219H108ZM73 220V219H72ZM71 219H70V222H68V226H69V230H71V231H74V229L73 228H75V231L77 230L76 229V227L74 226L75 224H72V223H74L75 222V220H73L72 221ZM84 220H85V222H84ZM88 220H92V221H88ZM97 220V221H96ZM48 223L46 224V226H45V230L44 231H46L49 227H50V225L53 223L52 221H54V220H52V217H48ZM111 221V222H110ZM93 223L92 225V227H91V223ZM95 222V223H94ZM51 223V224H50ZM76 223V222H75ZM87 223L89 224V226L87 225ZM100 224V225H99ZM99 225V226H98ZM109 225L111 226V227H109ZM87 226L89 227V229L87 228ZM94 226H96V227H94ZM124 225L123 224H121V227H123ZM242 226H243V222H242ZM85 227V228H84ZM98 227H100V228H102L101 230H100V228L98 229ZM109 227V228H108ZM259 227V228H258ZM262 227V226H261ZM66 228H67V226H66ZM95 228V229H94ZM241 228V227H240ZM247 228V227H246ZM73 229V230H72ZM91 229V230H90ZM107 229V230H106ZM108 229H110L111 231H108ZM262 229V230H261ZM85 231V230H83V231H81V233L82 234H84L83 236H82V234H81V237L83 238V237H86V235L87 234H89L88 233V231ZM100 230V231H99ZM260 230V231H259ZM70 231V232H71ZM94 231V232H95ZM236 232H234V233H238L239 231H237V230H235ZM241 231V230H240ZM86 232V233H85ZM106 232V233H105ZM72 233V232H71ZM118 233H120V230L118 231ZM112 235V234H111ZM206 235H207V233H206ZM208 235H209V233H208ZM79 236V235H78ZM233 237H236L235 235H233ZM81 238V239H82ZM84 239H86V238H84ZM70 241V242H69ZM67 242H69V244H72L71 243V240H67ZM32 248H34V246L32 247ZM34 249H36V247L34 248ZM44 251V250H43ZM36 252H41V254H45L46 253V255L48 254V251H46V252H42V251H40V250H38V251H36ZM50 253V252H49ZM40 254V255H41ZM53 255H55L54 253H52ZM52 254H49V255H51V256H53ZM76 254V256H78V254H77V252L76 253H74V255ZM56 257H57V254H56ZM58 262H57V259H56V261H54V264H57ZM64 264H66V263H64ZM150 264H154V263H152V262H150Z\"/></svg>",
	"mask_w": 264,
	"mask_h": 264
}]
</instances>
